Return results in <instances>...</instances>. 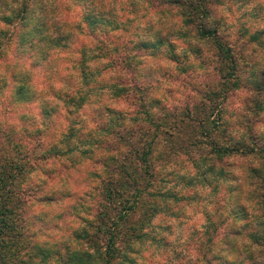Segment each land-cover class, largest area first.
Masks as SVG:
<instances>
[{"label": "clouds", "instance_id": "obj_1", "mask_svg": "<svg viewBox=\"0 0 264 264\" xmlns=\"http://www.w3.org/2000/svg\"><path fill=\"white\" fill-rule=\"evenodd\" d=\"M133 3L137 5V10L133 9ZM25 6L29 9L31 24L25 28L19 21L13 26L4 23V17L20 11ZM90 16L100 23L90 24L88 20ZM187 19L182 8L170 7L167 4L149 5L147 0H0V33L7 34L0 36V82L8 81L12 86L0 93V131L24 134L25 129L19 119L22 113L7 98L9 92L22 87L25 78H27V89L33 94L31 98L35 100V103L31 104V111L26 109L23 114H26L29 119L35 118L36 122L33 127H28L27 131H34L35 128L44 130L41 121L54 119L57 121L58 134L51 143L64 149L65 145L61 142L63 138L61 134L66 135L69 121L73 117L68 116L63 99L65 96L79 98L89 92L80 75L82 45L87 48V70L92 73L98 72L99 75L96 77L98 81L114 82L121 75H125L118 68L109 67L110 58H94L99 55L97 51L99 38L108 33L122 36L124 42L127 43L128 40L133 39V33L144 39H153L148 34L149 30L161 32L177 45V53L187 54L189 62L194 66L191 83L202 88L203 77L211 73L212 69L201 68V61L193 55L189 47L199 45L204 49L205 56L215 66L219 65L218 49L213 41L201 39L193 25L186 23ZM217 21L221 25L220 35L246 45L250 63L257 65L258 74L264 72V47L250 39L251 36L258 34H261V38L264 39V0H219L213 6V15L204 23L206 26H212ZM37 22L47 24L45 35L51 39L63 35L71 36L75 40L73 51L70 53L60 52L59 49L54 50L47 71L41 70L45 62V54L23 48L20 43V37L31 31ZM110 22L117 23L121 31H113ZM125 27L128 29L126 32L123 30ZM241 32H247V38L240 39L239 33ZM92 33L96 34L97 39L92 38ZM144 59L153 67L161 65L174 71L177 68L168 60L152 61L147 57ZM13 77H16L14 81ZM67 77H73L75 82L70 84L66 80ZM167 87L169 85L166 84L159 92H153L152 95L163 98ZM112 94L113 90L110 87L95 92L91 96V100L97 101L93 107H102L101 101L110 99ZM254 95L253 91L238 93L234 97V111L248 115L245 111V104L253 99ZM200 100L201 96L191 88L180 89V110H183L185 105L194 108ZM45 101L54 107H59L58 116L48 117L38 107ZM109 106L124 111L129 119L135 116L138 111L137 106L133 103ZM172 109L173 104H169L168 111H172ZM72 110L75 111V109ZM151 111L157 117L164 115L157 108H152ZM90 115L91 113L88 114V116ZM83 123L86 124V127L82 129L84 132L98 131L97 124L87 116ZM239 123L240 121L236 117L231 121L234 129L232 135L236 141L247 136L246 127H238ZM253 135L264 136V121L255 124ZM35 143L36 141L30 142L28 147H34ZM45 143L47 144L48 141ZM207 151V146H205V155ZM258 152L259 148H257ZM113 155L117 154L113 153ZM73 157L78 158L79 153H73ZM62 163L67 165V169L56 168L54 177L41 176L39 182L44 186V194L52 197L54 201L51 204L43 205L41 210L49 216L63 214L66 219L60 225L59 230L54 229L47 234L38 235L37 240L40 243L64 244L68 242L73 231L83 230L87 227L81 217L88 221H94L98 210L97 190L100 187V180L95 179L92 173H99L101 177L106 178V170L103 166L92 165L90 162L87 165L72 164L69 163L68 158H65ZM208 166V164H203L201 169L197 170L188 161L186 155L178 153L174 163L161 170V175L174 172L176 176L192 179L196 187L188 190L182 184L174 187L172 183L163 186L157 183V188L160 191L172 190L182 196H192L193 193H196L200 203L184 206L190 209L187 211V215L178 220L169 221L172 224L171 235L156 229L160 236L171 241L175 251L183 254L181 260L173 259V249L164 251L158 249L151 241L147 243L132 241L131 248L136 251H129L127 255L136 260L137 264H205L202 253L199 251V244L189 239V230L195 229L203 237L209 228V220L205 213L213 218L217 212L227 215L230 207H236V202L240 200H242L244 208L239 210L246 209L248 220H239L235 227L243 229V225L250 222L253 229L264 234V187L261 186V181L252 174L253 169L264 168V158L258 154L226 157L223 167L225 171L234 173L236 179H214L212 174H208L207 180L210 183L206 184L200 173ZM32 175L37 176L38 173H32ZM217 184L220 186V191L214 192ZM241 186L243 187L242 195ZM228 187H231L233 191L226 195L224 189ZM167 203L171 204L172 201H167ZM89 207L93 208L90 214L82 210ZM144 232L150 233L151 227H145ZM234 239H236L234 248L227 247L217 240L216 251L220 252L232 264H264V247L253 245L251 240L244 237ZM72 247L77 251L80 250L75 242H72ZM87 250L95 256L94 249ZM249 255L254 257V261L247 259Z\"/></svg>", "mask_w": 264, "mask_h": 264}, {"label": "trees", "instance_id": "obj_2", "mask_svg": "<svg viewBox=\"0 0 264 264\" xmlns=\"http://www.w3.org/2000/svg\"><path fill=\"white\" fill-rule=\"evenodd\" d=\"M149 5L156 4H167L170 7H179L184 9L185 15L188 17L186 23L193 25L197 30V34L201 39H209L215 43L218 49L219 65H213V70L216 74H222L219 80L225 83V80L232 77L233 72L237 69V64L243 62L244 66H248V69L255 67V64L249 67L248 62L244 61L246 56L243 54L242 49L238 52L235 51L232 45H229L220 35L221 25L220 22H215L212 26H206L204 21H206L210 16L213 15V6L219 2V0H147ZM134 10H137V5L132 4ZM89 23L95 25L100 23L94 17H88ZM21 22L26 28L32 23V19L29 15V9L25 6L18 12H13L10 16L4 17V23L9 26ZM113 31H121L120 26L115 22H110ZM129 24L131 22H128ZM125 32L128 30L127 27L123 29ZM47 32V24L37 22L31 31L26 32L20 37V43L23 48H27L32 51H39L45 54V62L42 65V71H47L51 63V56L54 54V50L59 49L60 52L70 53L73 51V45L75 40L71 36H59L56 39H51L49 36L45 35ZM149 35L153 39H144L133 33V39L124 42L123 37L120 35H112L111 33L105 34L99 38V46L97 51L99 55L94 58H110L111 68H118L120 72L125 75H121L119 78L115 79L114 82L109 81H98L96 77L99 73H92L87 70V48L86 46L81 47V78L83 80L84 86L89 89V92L80 96L79 98L72 96H65L63 102L68 111V116L73 117L77 114L83 107H87L90 111L94 112L98 119L104 116L107 120V135L113 136L114 143L110 149L108 142H100L94 138L89 137L81 141V137L77 135V131L74 130L73 122L69 121V128L65 134L62 135V143H64L65 148L61 149L57 144L51 141L55 140L58 134V128L56 122L51 124L50 128H53V133L51 135L44 134L40 128H35L34 131L25 130L23 139L13 140L11 143L8 155L2 154L4 150L3 146L0 145V261L3 258V241L8 235L22 236L23 238L31 237V234L26 233L25 235L20 232H12L11 234L8 230L12 229L11 215L17 216L18 213H22V209L16 210L19 205H22L20 198L17 195H24L26 190L24 188L17 190L16 184H24L26 189L29 190L28 194H32L35 191V187L31 188L25 183L27 182L26 175L29 171H24V169H31L26 167L28 163V157L31 156L34 162H43L50 157H60L62 159L68 158L69 163L70 157L74 151L79 153V158H84L86 161H91L94 165L103 166L106 170V178L101 177L99 173H92L95 179L100 180V187L97 190V204L98 210L96 212L95 220L88 221L82 220V222L87 224V227L83 230H78L73 233V237L76 240H81L82 243L86 245V248H82L79 251L71 250V254L66 253L67 256L64 257L63 264H124L131 260L133 263V258H129V255L125 253L128 245L132 241L142 242L147 238V233L144 232V228L147 227L151 218L154 217L155 211L159 208H154L149 203H147V196L149 197V189L154 182L152 155L155 148L164 145L168 150H172L177 145L178 134L180 133V121L177 124H172L167 122V117L169 115L164 114L163 117L152 118L148 112L147 103L155 102L154 100L147 101L145 96V90L143 87L139 86L138 78L135 75L136 67L133 65L139 64L137 61L142 57L143 52L148 53V57H154L155 52H157L162 45L167 48L166 59L172 60L175 55L172 53L175 49V44L168 37H165L161 32L155 31L151 32L149 30ZM244 36H248L247 32H243ZM6 33H0V36H6ZM92 38L97 39L95 33H92ZM252 42H257L260 45L264 44V39L261 38V34L256 36H251ZM244 46H242L243 48ZM151 52V53H150ZM172 53V55H171ZM16 77H13V81ZM66 80L73 84L74 78L67 77ZM247 84L255 83L252 88L257 93L260 86H264V72H256V75L249 73L246 78ZM226 83H229L227 81ZM253 85V84H252ZM10 84L8 81L0 82V93L1 91L8 90ZM110 87L113 90V94L110 99L101 101L102 107H93L97 101L91 100V96L98 91H102L104 88ZM216 92H209L206 94L207 101L212 100V96H216ZM32 93L27 89V78H25L22 87L15 89V91L9 92L10 102H12L15 107H27L26 105L31 104L35 100L32 99ZM60 99V97H57ZM110 103L115 104H125L133 103L137 106V114L131 118L127 119L129 124L126 125L123 121L127 115L122 110H114L115 108L109 106ZM41 110L48 117H54L59 115V107L52 106L47 101L39 105ZM72 109H75L73 111ZM191 110H187L190 113ZM50 120V121H49ZM53 119L42 120L43 122H51ZM207 120H204L206 122ZM201 123V122H200ZM45 130L46 123L42 124ZM33 127V126H31ZM57 128V129H55ZM99 131H104V126H98ZM207 135V133H204ZM18 134L14 132H7L5 139L8 143L11 142V137H16ZM39 137V147L38 152L35 149H27V141L30 140L31 136ZM204 135V136H206ZM208 138V143L210 144L211 152L207 153L208 156L213 154L219 157L225 155H251L258 154L264 158V148L253 149L249 147L247 143L228 147L226 145H217V143L212 139ZM255 136H247L246 139L249 142H253ZM50 139V141H49ZM176 140L175 142L173 140ZM225 139V137L223 138ZM25 140V142H24ZM72 141H79L78 144L80 148L70 143ZM45 141H48L46 144ZM196 141V138L194 142ZM240 146V147H239ZM27 149V150H26ZM97 151V156L91 159L93 152ZM116 153L117 155H113ZM101 154V155H100ZM163 157L164 155L161 154ZM90 156V158H89ZM203 160H207L203 158ZM74 164V163H72ZM140 166V167H139ZM67 169V166L62 167ZM252 174L261 181V186L264 187V168L260 170L253 169ZM20 188V187H19ZM36 193V192H35ZM147 194V195H145ZM158 198H162L160 194H154ZM153 195V196H154ZM118 200V208L122 210L121 214H115L117 209L116 205L112 203L113 199ZM36 199V198H35ZM40 199L44 203H50L52 197L45 195ZM96 199V198H94ZM146 200V201H145ZM41 201V200H40ZM100 201L103 204H99ZM122 207H124L122 209ZM85 211L90 210V208L83 209ZM159 211V210H158ZM18 212V213H17ZM114 213V214H113ZM131 223L128 219H130ZM124 223H127L128 227H123ZM8 225L10 227H8ZM131 225V226H130ZM237 235V234H234ZM118 239L120 241H118ZM98 240H103L102 246H99ZM254 245H259L264 247V234H261L253 238ZM119 244L118 246L115 244ZM6 245V244H5ZM87 249H94L95 256H93ZM68 251V249H66ZM70 251V250H69ZM131 251L134 252L131 248ZM209 253L212 255L214 250L212 248L208 249ZM208 253V254H209ZM52 255V251L51 254ZM49 256V255H48ZM211 257V256H210ZM213 260L204 259L205 264H229L230 262L224 261L219 263L221 260H217L216 254L213 256ZM212 259V258H211ZM254 261V257L251 258ZM68 261V263H67Z\"/></svg>", "mask_w": 264, "mask_h": 264}, {"label": "rangeland", "instance_id": "obj_3", "mask_svg": "<svg viewBox=\"0 0 264 264\" xmlns=\"http://www.w3.org/2000/svg\"><path fill=\"white\" fill-rule=\"evenodd\" d=\"M239 36L240 39L246 38L243 32L239 33ZM223 38H226V41L229 45L233 44L232 46L236 52H238L239 49H242L243 54L246 56V58L243 57L244 61L248 62L249 67L255 64L250 63V56L246 45L241 44L238 41H233L231 38L224 36ZM242 46L244 47L242 48ZM261 47H264V44H262ZM176 48L177 45L175 44L174 52H172L175 57L173 61L171 60L172 64L177 66L175 71L171 68H164L161 65L153 67L151 64L146 63L144 59L147 57L152 61L168 60L166 59L168 58L167 48H165L164 45H162L160 49L155 52L156 55H154V57H148V53L143 52L142 57L137 61L139 64L135 65L134 62L133 65L136 67L135 75L138 78L139 86L143 87V89L147 88L144 92L147 98L146 100L149 101L152 99L155 101H149V103H147L148 112L150 113L149 115L152 118H156L155 120H158L157 118L159 117L155 116L151 111L152 108H157L164 114L169 115V117H167V122L171 123V125L177 124L178 121L181 120L179 125L180 133L178 134L177 141L175 139L173 140L174 142H177L176 147L172 150H168L167 147L161 145L155 148V151L152 155L154 182L150 186L149 190H151V192L149 191L150 196H147V203H149L154 208H156L158 204L159 211H155L154 217H152L148 223L147 227H151V232L147 233V238L143 241V243L151 241V243L158 249H163L164 251L173 249V259L181 260L183 258V254L179 251H175L171 241H169L166 237L160 236L156 229H159L161 232H168L171 235L172 224L169 221L178 220L182 216H186L187 211L190 209L185 208L184 206L197 205L200 203V201L197 199L196 193H193L192 196H182L172 190L167 192L160 191L157 188V183H159L161 186L172 183L174 187L180 186V184H182L183 187L188 190L196 187L192 179L176 176L174 172H167L164 175H161V170L170 167L174 163V159L177 157L178 153H182L187 156L188 161L192 163L193 167L197 170H200L203 164L209 165L200 173L206 184L210 183L207 180L208 174H212L214 179H236L234 173L225 171V168L223 167L226 157H230L232 155H225L221 157L217 155L214 156L213 154H211V156H208V154L205 155V146H207L208 149L207 153L211 152V149L209 148L210 144L208 143L209 141L206 136L209 137L210 140L213 139L219 146L220 144H224L228 147H234L241 145L244 142L247 143L249 147H253V149L264 148V136L257 137L253 135V128L255 124L264 121V86L259 85V87L256 88L259 89V93H257L252 89L255 88V83L247 84L246 78L248 77L249 73H252L255 77L258 67L255 64V67L248 69V66H244L243 62L240 61L237 64V69L233 72L232 77L225 80V83L220 81L219 77L222 76V74L217 75L213 70L214 64L208 57L205 56L204 49L200 48L199 45H191L189 50L198 60L201 61V68L207 67L212 69L211 73L206 74L203 77V87L201 88L196 84L191 83L194 66L189 62L187 54L177 53ZM227 81H229V83H226ZM166 84L169 85V87H167L165 90L163 98L161 96L152 95L153 92H159ZM185 87L191 88L198 95H200L201 100L195 104L194 108H189L187 105H185L183 110H180V89ZM210 91L216 92L217 94L216 96H212V100H209L208 98L207 101L206 94L208 95ZM243 91H253L255 94L254 98L245 104V111L248 113V115L237 113L233 109V104L235 102L234 97ZM3 92L4 91H1V93ZM7 99L10 101L9 97ZM33 103H35V101L31 104ZM31 104L26 105L27 107H17V109L22 113L19 119L22 127L25 130H27L28 127L34 126L36 123L35 118L29 119L26 114H23L26 109L31 111ZM110 104L117 105L115 103ZM169 104H173L172 111H168ZM38 107L40 108V106ZM113 108H115L114 110H120L117 107ZM188 109L191 111L190 113L186 114ZM89 113H91L90 116H88ZM86 116L91 119L93 123L97 124V129L99 125L104 126V131L98 130L96 132H84L82 129L83 127H86V124L83 123ZM234 117L240 121V123L237 125L238 127H246L247 136H255V139L252 138L254 143L249 142L246 139L247 136L242 137L240 141L235 140L234 136L232 135L234 129L231 124V121ZM128 118V116L123 118V122L126 125L129 124L127 120ZM106 120L107 118L104 116H101L100 119H98L94 112L90 111V109L87 107H83L79 112H77L76 115L73 116L71 121L74 123L73 126L75 128L74 130L77 131V135L81 137V141L83 140L84 142V139L88 137L90 139L94 138L100 142H108V145L111 149V145H113L115 140L113 136L107 135V123L104 124ZM204 120L207 121L204 122ZM46 121L48 122V119H46ZM47 122L41 121V125L46 123V128H48V130H45L43 125L42 128L44 130H41V128L40 130L42 132L47 131L44 134L49 133L48 135H51L54 129L50 128V123L53 124L56 122L57 125V121L53 119L51 122ZM6 133L7 132L0 131V145H2L4 148V150H2L3 156L10 153L9 148L11 143L14 142L13 140L23 139L24 136L17 135L16 137H11V142L8 143L5 139ZM204 133H207V135ZM224 137L225 139H223ZM195 138L196 141L194 142ZM39 140L40 139L38 136H31L30 140H26L27 144L32 141H36V143L32 148H29L27 145V149H35V151L38 152L40 143ZM75 142V146L80 148L78 145L80 142L78 140ZM70 143L74 144L73 140H70ZM75 152L77 151H74L73 153ZM73 153L70 157V160H72L71 163L87 165L90 162L92 164L91 161H86L84 158H74ZM98 154L97 151H94L91 159L94 160L93 157H96ZM161 154H163L164 157ZM233 155H240V153ZM28 158L29 164H26L25 168L31 166V169H24V171H29V173L26 175L27 182L25 184L31 188L35 187L36 189L30 195L28 194L29 190L26 189L24 184L19 186L16 184L17 190L24 188L26 192H24V195H19V192H17L22 205H19L16 210L22 209V213L19 214L17 212V216L11 215L9 217L11 219L12 229L8 230V232L10 234L12 232H20L24 235L28 233L31 234V237L28 236V238H23L22 236L16 237L14 235H8V237H6L3 241L4 255L0 261V264H63L64 257L67 256L66 253L69 252L68 254H71V250H75L72 247V242H75L79 249L86 248V245L82 243L81 240L78 241L72 236L76 231H73L69 237V241L64 244H48L46 242L40 243L37 240L38 235L47 234L50 230L54 229L59 230L60 225L64 223L66 219L63 214L49 216L41 210L43 205L51 204L54 201L52 200L50 203H44L42 199H40L42 196H44L45 189L39 180L41 176H49L50 178L54 177L56 175V168H62L67 165L62 163L64 160L62 159L63 156L53 158L51 156L50 159H47L43 162H34V159L31 156ZM203 158H206L207 160H203ZM32 173H38V175L33 176ZM169 177H172V179H169ZM219 191L220 186L217 184L214 188V192ZM232 191L233 190L231 187L224 189L226 195L232 193ZM242 193L243 187L241 186V195ZM154 194H160L162 198H158ZM167 201H172V203L168 204ZM117 202L118 200L116 198L112 201V203H114L117 207L114 212L116 215L118 213H122V210H120L121 208H118L119 206L117 205ZM99 204H103V202L100 201ZM89 208L90 210L86 212L90 214L93 211V208ZM123 208L124 207H122V209ZM243 208V202L240 200L236 202V207H230L227 215L217 212V215L215 218H213L211 215L205 213L206 218L209 220V228L203 234V237H201V235L196 232L195 229L189 230V239L199 244V251L202 253L203 260L207 258L213 260L214 257H212V255L214 256L216 254V258H218L217 260H221L219 263H223L224 261L230 262L220 252L216 251L217 240H219L221 244H224L230 248L235 247L236 239L234 238L244 237L245 239L251 240L252 243H254L255 240H253V238L259 236L260 233L253 229L250 222L245 223L243 225V229H238L235 227V224H237L239 220H248L246 209L244 211L239 210ZM81 220H85V218L81 217ZM128 220L131 223V215L130 219ZM181 226L183 227V225ZM8 227L10 226L8 225ZM123 227H128L127 223H124ZM118 241L120 240L118 239ZM102 242L103 240H98V243L100 244L99 246H102ZM115 245L118 246L119 244L117 243ZM124 248H126L125 253L127 254L129 251H131V244ZM210 248L214 250L212 255L208 251ZM66 249H68V251H66ZM132 250L134 252L136 251L135 249ZM51 251L52 255H50ZM129 258L131 257L129 256ZM251 258H253L252 255L247 257V259L252 261L253 259ZM124 264H131V260ZM132 264H137L136 260L133 259ZM229 264H232V262Z\"/></svg>", "mask_w": 264, "mask_h": 264}]
</instances>
